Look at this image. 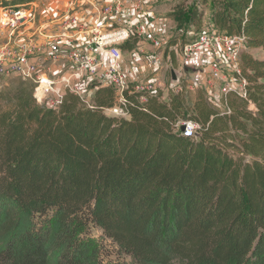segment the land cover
Returning <instances> with one entry per match:
<instances>
[{"label":"trees","instance_id":"trees-1","mask_svg":"<svg viewBox=\"0 0 264 264\" xmlns=\"http://www.w3.org/2000/svg\"><path fill=\"white\" fill-rule=\"evenodd\" d=\"M206 8L219 32L246 37L247 97L231 93L226 111L201 89L159 91L130 95L125 119L101 109L110 87L92 109L72 93L39 104L20 78L0 85V264H264V59L250 53L264 51V0H192L172 17L201 26Z\"/></svg>","mask_w":264,"mask_h":264},{"label":"built area","instance_id":"built-area-1","mask_svg":"<svg viewBox=\"0 0 264 264\" xmlns=\"http://www.w3.org/2000/svg\"><path fill=\"white\" fill-rule=\"evenodd\" d=\"M144 0H136V9L141 10ZM33 4V3H32ZM31 4V5H32ZM30 5V6H31ZM6 8L0 5V31L9 32L13 36L20 27L28 23L35 24L38 19L36 9ZM123 10L121 0H106L102 6L105 15H116ZM73 17H69L64 24L72 25ZM212 26V25H211ZM212 30H205L196 39L183 44L170 46L176 54H180L187 65L207 66V74L204 83L199 88H205L209 102L221 111L228 110V97L231 93L247 97V78L241 67V54L246 50V37L244 35H225L213 26ZM145 28L141 24L133 26L110 25L94 29L93 40L89 44V53H83L78 49L70 50L63 56L71 61L70 68L60 78L50 77L43 72V64L35 60L31 53L32 47H26L20 55L9 44L0 45V78L8 79L17 77L33 84V96L39 104L50 108L61 105L67 93L77 95L89 108H97L93 100L96 90L95 84L102 83V87H110L115 92L116 102L113 106L102 107V111L108 116H117L128 119V108L132 105L130 95H137L141 101H146L148 96L157 94L158 88L163 83L156 77L143 81H130L120 66L123 59L122 46L131 40L133 36L142 37ZM184 33L183 30H180ZM50 44L49 59H57L62 56L57 44V37L43 35ZM157 49L163 44L160 39H153ZM154 63L162 64L159 54H152ZM91 81L86 84L84 78ZM64 86V92L54 96L56 85ZM171 89L175 93L196 91L193 86L184 88L179 85L178 78L172 80ZM189 90V91H188ZM250 109L255 110V105L250 103ZM184 135L193 137L198 125L192 121L184 122Z\"/></svg>","mask_w":264,"mask_h":264},{"label":"crops","instance_id":"crops-1","mask_svg":"<svg viewBox=\"0 0 264 264\" xmlns=\"http://www.w3.org/2000/svg\"><path fill=\"white\" fill-rule=\"evenodd\" d=\"M121 1L122 12L108 16L102 11L106 0H38L30 6V9H36L38 13L35 24L28 23L20 27L13 36L9 32L1 33L0 31V45H11L16 55H20L24 48L31 46V53L35 60L44 65L43 72L50 77L60 78L71 65V61L63 55L73 49L88 54V47L93 40L95 28L141 24L146 32L142 37H138L133 49L123 50L120 66L130 81H143L148 74L155 71L157 73L154 77L161 81L158 71L162 64L154 63L151 55L158 51L153 44V39H160L162 42L161 38L166 37L168 30L166 22L171 19L165 17L160 10L164 0H144L140 11L136 9V0ZM69 17H73L75 20L72 25L68 26L64 22ZM44 34L57 37V44L62 56L53 60L49 59L50 44L46 41ZM167 58H169V54H167ZM181 60L183 61L182 58ZM187 66L202 67L198 64ZM205 77L206 74L204 76L198 74L195 78L187 79L188 84L183 87L193 86L196 88L198 84L204 83ZM90 81L89 77L84 78L86 84ZM161 83L163 82L161 81ZM64 90V86L58 84L53 95L57 96Z\"/></svg>","mask_w":264,"mask_h":264},{"label":"rangeland","instance_id":"rangeland-1","mask_svg":"<svg viewBox=\"0 0 264 264\" xmlns=\"http://www.w3.org/2000/svg\"><path fill=\"white\" fill-rule=\"evenodd\" d=\"M191 2L192 0H164L163 6L160 8V10L162 11V14H164L165 17L171 18V19L168 18L169 21L166 22L168 24L167 26L168 30H167L166 37L161 38L163 42V46L161 49H158V51L155 53V54H159L162 57V65L159 67L160 70L158 71V73L160 74V78H161V81L163 82V85L160 88H158V91H161L164 94V97H167L168 93L170 92L174 93V91L171 89V86H170L173 80V73L175 74L176 78H179V85L181 84V86L188 84L187 79L195 78L198 74L201 76H204L205 74H207L206 73L207 66H202V67L187 66L181 60L180 54H176L175 52L171 50L170 47H168V42L173 36L179 35L180 40L178 44L181 45L182 44L181 40H183L181 35H184L187 40L196 35L198 36L205 30L206 31L212 30L211 28L212 26L210 25V19L212 15H211V11L209 8L205 9L204 19H203L201 26L196 25V27H192V26H184L183 28L178 27V24L173 20V17H172L173 10L176 9L180 5L186 6L190 4ZM199 28L200 30H198ZM180 29H183L184 33H181ZM135 38L138 39V37L135 35L131 38V40L133 41ZM172 46L174 45H171V47ZM165 51H166V55H165ZM250 53L251 55H253V57L257 59H264V51L262 49H252ZM167 54H169V58H167ZM156 73L157 72L155 71V72L148 74L146 79L153 77ZM16 78L17 77H12L7 80L1 79L0 85L7 87V89H14L15 87L18 86V83H19V81ZM197 87H201V85L198 84ZM199 89L204 91L207 95L205 88H199ZM186 95L190 96L191 101L192 99L194 101L196 92L192 91L191 93H187ZM229 151L231 154L235 155L236 158H238V153H237L236 148H231L229 149ZM94 233H98V231L94 230Z\"/></svg>","mask_w":264,"mask_h":264},{"label":"water","instance_id":"water-1","mask_svg":"<svg viewBox=\"0 0 264 264\" xmlns=\"http://www.w3.org/2000/svg\"><path fill=\"white\" fill-rule=\"evenodd\" d=\"M176 78V76H175V74L173 73V79H175ZM102 87V83H97V84H95V88L96 89H99V88H101ZM96 91V90H95ZM181 130L182 131H184L185 130V126L183 125L182 127H181Z\"/></svg>","mask_w":264,"mask_h":264}]
</instances>
